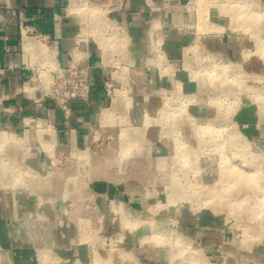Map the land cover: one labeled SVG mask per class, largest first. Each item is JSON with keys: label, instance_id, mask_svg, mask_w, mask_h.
<instances>
[{"label": "rangeland", "instance_id": "obj_1", "mask_svg": "<svg viewBox=\"0 0 264 264\" xmlns=\"http://www.w3.org/2000/svg\"><path fill=\"white\" fill-rule=\"evenodd\" d=\"M120 2L69 13L109 47L95 126L74 143L45 112L0 126V264H264V0H167L138 40ZM27 36L45 52L20 45L0 79L22 71L18 91L65 115L68 67Z\"/></svg>", "mask_w": 264, "mask_h": 264}, {"label": "crops", "instance_id": "obj_2", "mask_svg": "<svg viewBox=\"0 0 264 264\" xmlns=\"http://www.w3.org/2000/svg\"><path fill=\"white\" fill-rule=\"evenodd\" d=\"M166 1L121 0L112 14L113 20L107 19L124 26L129 39L138 40L158 28V12ZM181 1L187 2L173 0L172 4ZM12 8L19 10L28 26L52 39L61 66L69 67L76 62L78 66L87 68L92 91L87 102H71L65 115L53 103L37 110L29 98L18 91L24 73L15 69L9 79H0V126L20 131L30 115H36V111L39 114L45 112L57 133L74 143L95 126L94 119L106 104L105 94L100 89L104 70L100 65L97 44L93 40L81 39L79 19L69 15L65 0H0V70L17 68L19 64V17L11 14ZM177 17L183 22L186 19L183 14ZM150 255L148 260H154L155 254Z\"/></svg>", "mask_w": 264, "mask_h": 264}, {"label": "built area", "instance_id": "obj_3", "mask_svg": "<svg viewBox=\"0 0 264 264\" xmlns=\"http://www.w3.org/2000/svg\"><path fill=\"white\" fill-rule=\"evenodd\" d=\"M11 14L12 15L16 14L19 17V32H20V38H21V48H22L23 37L27 35L34 34L33 37L35 39H39L46 43L49 42L50 37L48 35L35 31L33 28H31L25 23L19 10L12 8ZM63 72H65L67 75L62 80H63V83L68 85V88L61 95L62 97L60 99L61 103L65 104V103L74 101L76 99H80V98L83 99V96H86L88 94L87 91L89 89V82H90L87 68L80 67L77 65L76 62H73L67 69H64ZM66 111L68 110L66 109Z\"/></svg>", "mask_w": 264, "mask_h": 264}, {"label": "bare ground", "instance_id": "obj_4", "mask_svg": "<svg viewBox=\"0 0 264 264\" xmlns=\"http://www.w3.org/2000/svg\"><path fill=\"white\" fill-rule=\"evenodd\" d=\"M76 1L77 0H71V1H69L68 8H67V12L68 13H73L76 10V7L73 4ZM105 25H106L107 28L108 27L109 28H112L114 31H116L119 28L117 26L111 27L112 25H110V23H108V22H106ZM96 44H97L98 48L102 51V54H103L102 55L103 63L106 64L108 62L107 52L109 50V47H108L107 43L104 40H102V39H96ZM38 47H40L42 49L39 50ZM22 51L26 55H29L30 54V56H34V54L37 51H42V53H44L45 52V47L40 43V41H34L32 38H29L27 36H24L23 37V40H22ZM119 95H120L119 93H115V97L117 99L120 97ZM117 99L114 100L115 103H116ZM112 109L113 108H111L109 111H107L106 114H103L102 115L103 116L102 119H108V118H110V115L113 113L112 112ZM177 147L178 148H183L179 144L177 145Z\"/></svg>", "mask_w": 264, "mask_h": 264}]
</instances>
